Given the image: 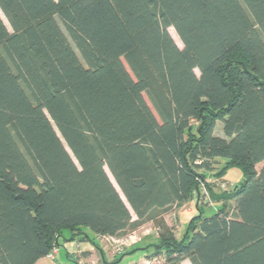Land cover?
I'll return each mask as SVG.
<instances>
[{"label":"trees","instance_id":"1","mask_svg":"<svg viewBox=\"0 0 264 264\" xmlns=\"http://www.w3.org/2000/svg\"><path fill=\"white\" fill-rule=\"evenodd\" d=\"M0 11V264L97 247L191 200L182 237L158 225L146 261L264 264V0ZM232 169L234 187L222 181Z\"/></svg>","mask_w":264,"mask_h":264},{"label":"rangeland","instance_id":"2","mask_svg":"<svg viewBox=\"0 0 264 264\" xmlns=\"http://www.w3.org/2000/svg\"><path fill=\"white\" fill-rule=\"evenodd\" d=\"M0 16L2 17V19H3L4 23L6 24V26L8 27V29H10L8 22H7L6 18L4 17V15L1 13V11H0ZM169 32H170L171 36L173 37V39L175 40V42L177 43L178 47L180 49H182L183 46H182L178 36L176 35L175 31L173 29H170ZM126 67H127V65H126ZM127 69L129 70L128 67H127ZM196 74L199 76L198 71H196ZM144 97H145L146 102L148 103L149 107L154 112L155 116L157 118H159L146 94L144 95ZM221 125H222L221 122H219L218 127H217L218 128V131H217L218 134L221 132ZM214 181L217 182V180H211V182H214ZM196 206H197V204H196L195 200H191L189 203L184 204L181 207V209H179V210L173 209V210L163 214L161 217H159L155 221L147 222L144 225L140 226L139 228L131 231L127 235L121 237V238H126V237L130 236L127 238V240H129L131 237H134L131 240H134V239L137 240V243H135L134 245L128 246L125 251H129L130 249L137 247V246H141V248H143L147 245L155 243V241L158 239V236L160 233L158 225H161V224L167 226V228L172 229L174 231L175 236L178 239L181 238L182 234L184 233V229H185L184 226L187 225L190 222V220L194 217V215H192L193 213H191V211L194 212ZM196 210H197V208H196ZM203 211H204V214L206 217H210L215 213V209L212 207H203ZM102 245L105 248H107L108 251L112 252V254L114 256L117 257L116 262L118 264H132L133 262L137 263L141 258H143L146 254H150L152 251V249L147 250V251H138L131 256H129L128 255L129 253H128L126 256L123 257V256H119V254L115 253L114 247L111 243H109L107 241H103ZM94 262H97V261H94ZM163 262L164 261H162V263ZM91 264H97V263H91ZM139 264H147L146 259H142ZM183 264H190V262L184 261Z\"/></svg>","mask_w":264,"mask_h":264},{"label":"crops","instance_id":"3","mask_svg":"<svg viewBox=\"0 0 264 264\" xmlns=\"http://www.w3.org/2000/svg\"><path fill=\"white\" fill-rule=\"evenodd\" d=\"M219 135L222 136V132H220ZM263 166L264 163L257 165L256 170L260 171ZM242 179L243 175L241 171L238 169H232L226 174L222 181L225 182L227 186L234 187L239 185ZM196 207L194 212L191 211V213H193L192 215L197 213ZM96 243L98 245L97 247L89 242L79 240L64 242L62 243L63 245L57 249V253L53 257L48 255L40 259L36 264H118L116 262L117 257L102 245V238H98ZM142 259H146V255L137 263H131L139 264Z\"/></svg>","mask_w":264,"mask_h":264},{"label":"built area","instance_id":"4","mask_svg":"<svg viewBox=\"0 0 264 264\" xmlns=\"http://www.w3.org/2000/svg\"><path fill=\"white\" fill-rule=\"evenodd\" d=\"M128 237H130V236H128ZM128 237H126V238L103 237L102 240L111 243L114 247L115 253L121 255L125 252V250L128 246H131V245H134L135 243H137L136 239L131 240L134 237H131L129 240H127ZM56 253H57V249L55 248V249H53V251L51 252V254L49 256L53 257ZM146 263L150 264L148 261H146Z\"/></svg>","mask_w":264,"mask_h":264},{"label":"water","instance_id":"5","mask_svg":"<svg viewBox=\"0 0 264 264\" xmlns=\"http://www.w3.org/2000/svg\"><path fill=\"white\" fill-rule=\"evenodd\" d=\"M142 250H143L142 248L139 249V251H142ZM136 252L137 251H133V252L129 253L128 255L131 256V255L135 254Z\"/></svg>","mask_w":264,"mask_h":264}]
</instances>
